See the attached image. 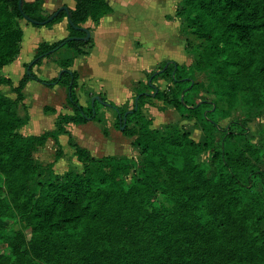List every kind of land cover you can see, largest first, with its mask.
I'll list each match as a JSON object with an SVG mask.
<instances>
[{
    "label": "trees",
    "instance_id": "obj_1",
    "mask_svg": "<svg viewBox=\"0 0 264 264\" xmlns=\"http://www.w3.org/2000/svg\"><path fill=\"white\" fill-rule=\"evenodd\" d=\"M19 1L0 0V85L15 93L12 99L0 90V264H264V170L258 165L264 146L247 137L245 119L220 125L239 101L264 109V0L180 1L175 15L197 40L186 49L192 62L165 60L148 73L133 98L136 108L134 101L128 110L108 102L118 110V128L126 112L122 133L138 148L139 159L93 156L66 129L68 123L97 120L101 105L80 104L71 58L60 61V77L44 80L32 70L61 48L84 54L91 37L40 42L15 85L1 74L20 50L18 20L23 14L36 21L49 16L43 0H21V8ZM74 1L68 8L69 36H85L88 19L98 22L111 11L107 0ZM66 16L61 9L45 25ZM204 72L207 82L196 80L195 74ZM157 78L169 84L160 88L153 84ZM29 79L64 84L73 108L71 114L59 113L55 127L41 134L19 130L29 119L17 111ZM203 90L216 99L195 96ZM150 97L199 122L203 139L179 127H152L142 112ZM60 134L67 135L80 169L57 173L54 161L36 158L51 139L59 160ZM204 152L207 162L199 160ZM45 170L48 176L31 188ZM158 195L171 205L159 202Z\"/></svg>",
    "mask_w": 264,
    "mask_h": 264
},
{
    "label": "rangeland",
    "instance_id": "obj_2",
    "mask_svg": "<svg viewBox=\"0 0 264 264\" xmlns=\"http://www.w3.org/2000/svg\"><path fill=\"white\" fill-rule=\"evenodd\" d=\"M180 1L181 0H112L111 3L114 7V12L111 14L112 16L108 18L109 19L108 21L112 23L113 27L114 26L117 27L118 28L117 30H120V32L122 31V34L132 31L134 33L132 37L135 36L137 38L135 46L138 48L141 47V45H143V47H146L145 43H147L149 46L151 45L153 46L150 48L152 52H150V54L147 57H145V59L139 58L138 60L139 67L151 66L154 63L153 60L155 61V57H157V53L164 52L166 47L165 46L162 47L161 45H159L161 43H158V40H156V38L157 39H162L164 37L166 38L167 32H169L168 34L169 36L175 35V40H174L175 43L176 40L179 39V41L184 44L185 49L191 48V46L197 42L195 37L189 33L185 23L184 22L182 23L181 19L175 15V11L179 6ZM124 2L130 3V5H125L123 4ZM143 23H145L146 28H148L149 30L148 31L149 33L147 34H145L144 32L145 30L143 27ZM26 25H28V23L22 21V27H25ZM48 27L49 26L45 24L41 26H36V28L39 31L38 32L39 36H42V37H38L39 41L50 42L54 40L53 36L55 35H50L52 34V32H50V34L47 32L49 31ZM159 35H161L162 38ZM122 39H124L123 35H122ZM132 47H133L132 44L128 43V41L122 45V49L125 53H127ZM23 49L25 53L24 56L27 57L28 60L30 61L33 55H31L30 50H28L29 48L26 47L25 44H23ZM72 52L73 51H71L70 48H63L61 50H58L57 52H54L47 58H54V59L65 58L70 56ZM46 69H47L46 67L42 70L39 68V71H37V73H39L40 75L38 76L41 77L50 76L51 70L48 71ZM58 72L57 75L59 74ZM80 72H82L81 69ZM137 75L143 81L139 80L135 88H134L135 84L133 85L132 87L133 91H131L130 94L131 96L129 97V99L126 101V103L124 101L122 102V104L120 103V105H122L120 106V108L122 107V110L125 109L128 110L132 108L133 98L136 94V90L138 88H143L144 87L143 83L147 81V76H148L147 72L146 75H143L142 71L138 70ZM207 77H208V72L195 74L196 80L204 81L205 83L207 82ZM95 79L97 80V78ZM103 80H100V82H102ZM33 83L34 85L35 84H38L39 86L42 85L40 82H37L36 80L33 81ZM96 83H99V80H97ZM153 84L160 88L161 87L163 88L165 86V82L161 81L160 79L154 80ZM101 86L102 87H101L100 95L104 96V99L107 102L112 101V99L106 96L105 93L103 92L105 86L103 85ZM37 87L28 86L25 92L26 100L32 101L33 99L36 104H34L33 107L31 108L32 111L30 113L31 116L30 120L32 123L28 124L29 129L24 128V132L32 131L31 133H37L36 131L32 130V128H34V125L36 126L35 128H38V130L41 131H49L52 130L51 128L53 127L54 116H52V114L48 116L44 114L42 110H40L44 105H47L46 110L54 106V102L52 101L54 100V98L51 99L50 97V93H51L50 91L52 90H50L48 86L42 85L41 86L42 91L46 92V93H42L37 89ZM90 89H91L90 92H93V94L94 92L96 93L95 90L93 91L92 88ZM209 95L212 96L213 99H216V97L211 95V93L208 92L207 90H203L200 93H195V96L200 98L210 97ZM91 98L89 99V103H88L90 105H92ZM97 101L100 103V100ZM217 102L221 107H226V104L223 101H217ZM100 106L101 105L97 106V108H99ZM65 108L66 107L61 98V100L57 103V109L62 111ZM110 109L112 108L110 107ZM142 109H143L142 112L147 117L152 119V127H158L161 130H171L174 127H179L181 129L189 131V133L194 139L196 140L203 139L199 122L194 121L192 119H185L181 117L171 105H168L167 103L161 100H158L154 97H150ZM103 111L104 113L103 112L100 113L101 118L99 121L91 120L82 125L73 124L75 127L81 126L77 130L73 131L76 142L80 146H83V144L88 146L97 156L105 155V154H115L117 156H127V157H132L134 159H139L141 153L138 151L137 147L131 144V138L125 136L122 133V130L114 124L115 113L110 111L109 109ZM20 112H21L20 115H23L27 113V109L24 107L23 109H20ZM230 113L231 114L228 118L220 120V125L225 126L227 122L230 120L245 119L248 126L247 137L249 139H252V141H254L257 145L264 146V109L249 107L246 104H244L242 101H239L234 106V108L231 110ZM103 125H105L104 128H102ZM61 141H63L64 143V148L62 149L63 154L61 159L55 160V150L57 149V146L53 143L51 139L50 140L48 139L46 144L35 153L36 158L42 163H48L54 161L53 169L57 173L64 172L65 170L70 168L80 169L81 165L77 162L76 157L73 155V152L70 146L67 144V139L64 135L61 136ZM199 160L207 162L208 161L207 152L202 153L199 156ZM258 165L262 170H264V160L259 162ZM210 175H212L211 171H210ZM47 176H48V170H45L42 176H37L30 182V187L34 189L36 187L37 181ZM258 188H260L259 184H258ZM158 201L166 206L171 205V203L163 195H158Z\"/></svg>",
    "mask_w": 264,
    "mask_h": 264
},
{
    "label": "crops",
    "instance_id": "obj_3",
    "mask_svg": "<svg viewBox=\"0 0 264 264\" xmlns=\"http://www.w3.org/2000/svg\"><path fill=\"white\" fill-rule=\"evenodd\" d=\"M27 1H32V0H27ZM107 1L109 5L111 6V11L109 13L101 17L98 22H94L91 19H88L82 25L89 29L90 31L89 37L92 38V42L87 44L84 47L85 53L76 54L73 50H71L73 51L72 54L65 58L72 59V62L69 68L71 71H76L78 74V78H77L78 88L76 90V94H77V97L81 105L87 106V104L89 103V99L94 95H98L100 97L101 96L100 91L102 87L101 85H103L105 86V88L103 89V92L105 93L106 96L112 99V101H108V102H113L115 105L117 104V107L120 108V106H122L120 105V103L122 104L123 101L126 103V101L131 96L130 94H131V91H133L132 89L133 85L135 84L134 86L135 88L138 84V81L141 80L139 76L137 75L138 70H141L142 74L146 75V72L150 73L151 71L156 70L160 66V64L164 62L165 60H173L179 64L188 65L192 62L193 57L191 56V54H189L186 51L184 44L180 42L179 39L176 40V43H175L174 41L175 35L169 36L168 35L169 32H167L166 38L165 37L162 38L161 35L159 36L162 39L156 38V40H158V43H161L159 45H161L162 47L163 46L166 47L164 52L157 53V57H155V61L153 60L154 63L151 66L139 67L138 65L139 58L145 59V57H147L150 54V52H152L150 48L153 46L152 45L149 46L147 43H145L146 47H143V45H141V47L138 48L135 46L137 38L135 36L132 37L134 34L132 31L130 32L126 31L127 33L122 34V31L120 32V30H117L118 29L117 27L115 26L113 27L112 23L108 21L109 20L108 18L112 16L111 14L114 12V7L111 3L112 0H107ZM123 4L130 5V3L128 2H124ZM61 6H67V8H74L75 1L74 0H43V4H42V8L45 14H51L53 11H55L57 8ZM22 21L27 22L28 25H26L25 27H22ZM18 23H19L20 28L22 29L19 53L17 54V56L11 63L4 65L1 68V74L4 75L5 77L10 78L13 85L17 84L18 80L22 77V75L25 72V63L29 62L28 58L24 56L25 53L23 51L24 50L23 44H25V46L29 48L28 50H30L31 55L34 56L37 45L40 42H43V41L38 40L39 39L38 37H42V36H39V33H38L39 31L35 25H33L31 22L25 19H19ZM67 25H68L67 17H64L59 22L53 23L51 25H47L49 26L48 27L49 31L47 32L49 34L50 32H52V34L50 35H55L53 36L54 40L50 42H54L59 39L68 37L70 35V32H69ZM143 27L145 30L144 31L145 34L149 33L148 32L149 30L148 28H146L145 23H143ZM122 35L124 36L125 40L122 39ZM126 36H129V37H126ZM127 41L128 43H131L133 47L130 48V50L127 53H125L122 49V45ZM138 49H141V50H138ZM65 58H58V59L44 58L41 64L34 66L32 70L36 71V72L34 71L33 72L38 76L40 75L39 73H37V71H39V68L42 70L46 67L47 68L46 70L48 71L51 70L50 76H45V77L38 76V77L44 80L53 79L54 77L58 76L57 72L61 71V66L59 63L61 60ZM80 69L82 70V72H80ZM95 78L99 80V83H96L97 80ZM157 79H160L161 81L165 82V86L163 88H165L169 84L167 80H164L162 78H157ZM93 80H96V81H93ZM100 80H103V81L100 82ZM33 81H35V79H29L24 85L22 89L23 100L19 103V106L17 108L18 113L21 114L20 109H23L25 107L27 109L26 114L29 116L28 122L25 125L21 126L19 129L23 134H41L42 132H44V131L38 130V128H35L36 127L35 125H34V128H32V125H31V128L33 131H36L37 133H31L32 131L24 132V128L29 129L28 124L32 123L30 120L31 119L30 113L32 111L31 108L33 107L34 104H36L33 99L32 101H27L26 94H25L28 86H35V87L39 86L38 84L34 85ZM37 82H40V81H37ZM40 83L44 86H48L50 90H52L50 91L51 93L50 92L49 93H50L51 99L54 98V100H52L54 102V106L46 110L47 105H44L40 110H42L43 113L48 116H50V114L54 116L53 127L51 128L53 129L55 127V121L59 113H70V114L73 113V108L67 102V93H68L67 86H65L62 83H57V82H53L50 86L42 82ZM41 86L37 87V89L41 91L42 93H46L45 91H42ZM84 87H85V90H84ZM90 88H92L93 91L95 90L97 94L95 92L94 94L93 92H90L91 90ZM0 90L7 97L12 98V99L15 98V93L11 91L10 85L1 84ZM61 98L66 107L62 111L57 109V103L61 100ZM104 101L105 103L100 102L101 106L99 107L96 113L98 120H94V121H99L101 118L100 113L101 112L104 113L103 110L109 109L110 111L115 113V122H116V116H117L118 110H115L113 107H111L112 109H110L109 104H107L108 102L106 100ZM55 102H56V105H55ZM120 109L122 110V107ZM91 120L93 119H88L86 122H89ZM86 122L81 123V124L68 123L65 125L66 129L69 130V132L71 133L75 141L76 139L74 137L73 131L77 130L81 126L75 127L74 125H82V124H85ZM104 126L105 125H103L102 128H104ZM34 129H37V130H34ZM63 135L67 139L66 134L59 135V142L61 144L62 149L64 148V143L63 141H61V136ZM83 147H86L93 156L96 155L91 150V148H89L88 146L83 144ZM70 148L73 152V148L72 147ZM77 162L80 164L79 161Z\"/></svg>",
    "mask_w": 264,
    "mask_h": 264
},
{
    "label": "water",
    "instance_id": "obj_4",
    "mask_svg": "<svg viewBox=\"0 0 264 264\" xmlns=\"http://www.w3.org/2000/svg\"><path fill=\"white\" fill-rule=\"evenodd\" d=\"M19 8H21V0L19 1ZM61 9H64V10L67 12V16H66V17H67V19H68V22H69V23H72L71 20L69 19V14H68V8H67V6H61V7L57 8L55 11H53L51 14H49V16H48L45 20H43V21H36V20H34V19L28 17V16L25 15V14H23V18H24L25 20L31 22V23H37V24H40V25H44V24H46L47 22H49L50 20H52V19L58 14V12H59ZM82 28H83V29L85 30V32H86V35H85V36H69V37H67V38H68V39H84V40L88 39L89 36H90V31H89V29L86 28V27H84V26H83ZM60 74H61V71L59 72L58 77H60ZM94 100H100L101 103H105V101L101 100V98H100L98 95H95V96H93V97L91 98V103H92V105H93ZM136 101H137V97L135 98V101H134V103H135V108H136ZM107 104H108V103H107ZM93 114H94V110H93ZM125 115H126V112H125L124 115H123V124L120 126V129H121V130H122V129L124 128V126H125V121H126V117H125ZM119 117H121V116L119 115Z\"/></svg>",
    "mask_w": 264,
    "mask_h": 264
}]
</instances>
